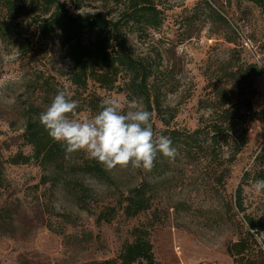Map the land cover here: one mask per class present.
<instances>
[{"label":"rangeland","instance_id":"374dc122","mask_svg":"<svg viewBox=\"0 0 264 264\" xmlns=\"http://www.w3.org/2000/svg\"><path fill=\"white\" fill-rule=\"evenodd\" d=\"M66 1L74 14L98 11L106 14L114 9L109 16L117 18L123 8L121 4L115 7L112 0H97L86 1L80 9H74ZM200 1L155 0L163 12L159 28L139 32L130 22L124 29L135 53L153 61L157 68L153 81L162 86L166 110L163 115L168 119L173 115L169 125H165L152 113L151 123L157 136L168 137L172 129L191 132L206 123L211 110L205 105L214 99L215 85H223L228 79L225 66L235 69L247 62L261 67L262 73L254 78L252 86L256 113L249 124V141L236 160L228 164L223 184L214 179L223 166L189 159L177 146V155L170 162L172 171L165 178H154L151 171L131 166L109 171L111 180L84 177L97 194L87 210L75 202L70 185L44 182L49 169L34 161L7 162L3 170L5 183L0 188V264L101 263L116 258L123 245L133 240L134 227L140 225L149 228L154 258L159 264H234L227 246L245 230L243 216L264 223V189L256 190L254 178L264 167L255 163L257 154L264 152V18L260 8L251 2L242 0L238 5L237 0H231L226 6L227 0H219L224 4L230 28L213 21ZM24 25L34 42L33 51L21 54L17 45H6L0 39L3 159L19 151L32 153L22 137L24 111L30 104L47 109L45 81L80 103L81 99L96 95L101 99L117 98L125 112L133 102L143 106L140 100L127 98L124 73L112 89L90 81L80 97L65 72L69 62L59 38L41 40L33 23ZM81 104L82 110L73 118H91L97 113L88 104ZM82 157L88 155L84 151L74 153L70 162L79 163ZM208 166L216 170V176L206 174ZM141 180L157 183L156 197L149 210L127 217L120 209L110 222H96L104 205H114L120 193H126ZM239 185L242 212L236 206ZM256 238L262 239L258 235Z\"/></svg>","mask_w":264,"mask_h":264},{"label":"trees","instance_id":"16d2710c","mask_svg":"<svg viewBox=\"0 0 264 264\" xmlns=\"http://www.w3.org/2000/svg\"><path fill=\"white\" fill-rule=\"evenodd\" d=\"M74 9H80L86 1L69 0ZM107 2L108 0H101ZM115 7L123 5L117 18L109 14L114 9L103 12L71 13L66 0H0V39L7 44H15L21 54L34 50V42L27 35L24 23L35 25L41 40H51L58 37L61 47L65 48L64 56L69 62L65 71L70 83L75 86L81 97L87 90L90 81L99 86L112 89L119 75L125 74L123 83L128 99H137L151 115L153 112L165 124L169 125L170 118L163 113L166 111L162 102V86L155 83L157 68L153 61L140 56L132 49L124 27L129 24L135 31L157 29L162 25V10L155 0H112ZM242 0H237L238 5ZM251 2L260 8L264 18V0H243ZM223 2V1H222ZM229 6L231 0H227ZM208 10L207 15L213 16V21H220L230 28L227 13L219 0H201ZM198 8V7H197ZM197 16L195 12L194 17ZM227 64H230L228 62ZM227 80L223 85H215L214 99L207 102L205 107L211 110L206 123L191 132L178 129L168 131L172 147L179 146L189 159L201 160L205 163H219L222 167L218 177L214 179L223 184L228 170V164L236 160L249 141L250 122L254 119L255 110L252 103V86L254 78L261 75V67L257 63H240L235 69L224 67ZM44 104L49 106L59 92L48 81L44 82ZM73 100V96H71ZM93 110L100 111L101 98L91 95L81 99ZM78 101L76 113L83 105ZM46 109L39 105L30 104L24 111L25 124L22 133L23 142L31 147V154L16 152L7 159L0 155V188L4 185V164H27L37 162L50 174L44 177V182L52 180L53 184H63L72 187L75 202L89 210L92 200L97 194L85 183L84 177L91 176L98 180H111V175L103 165L94 159L82 157L81 162L71 163L61 143L55 142L39 121V116ZM75 113V114H76ZM226 153V157L223 154ZM162 153H157L154 167L150 174L154 178H165L171 169V162ZM255 163L264 164V152L257 154ZM209 167V166H208ZM206 174L216 176V170ZM247 174L245 173L244 177ZM264 179V167L254 177ZM223 180V181H222ZM157 183L141 180L130 186L126 193H120L114 205L107 204L99 211L96 222H110L121 209L127 217H135L152 207L156 197ZM241 185L236 196V206L242 212ZM242 226L245 230L239 232L237 240L231 241L227 252L234 259V264H264V237L258 240L252 229L257 233L264 232V223L255 221L247 215L243 216ZM152 225V224H150ZM131 242H126L116 258L94 264H159L153 254L149 228L145 225L134 227ZM246 262L242 263V260Z\"/></svg>","mask_w":264,"mask_h":264},{"label":"clouds","instance_id":"9594fccd","mask_svg":"<svg viewBox=\"0 0 264 264\" xmlns=\"http://www.w3.org/2000/svg\"><path fill=\"white\" fill-rule=\"evenodd\" d=\"M78 101L71 94L59 91L51 104L39 116L49 136L64 147L66 155L84 151L111 171L117 167L151 171L157 153L174 160L177 149L164 135L157 136L151 123V113L133 102L123 109L117 98L102 99L98 111L91 118H73ZM256 190L264 189V179L255 182ZM254 235L264 237V232Z\"/></svg>","mask_w":264,"mask_h":264}]
</instances>
